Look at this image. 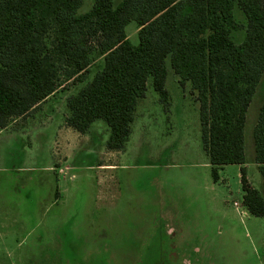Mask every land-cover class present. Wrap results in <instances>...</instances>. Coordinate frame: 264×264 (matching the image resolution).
Listing matches in <instances>:
<instances>
[{
  "label": "rangeland",
  "instance_id": "374dc122",
  "mask_svg": "<svg viewBox=\"0 0 264 264\" xmlns=\"http://www.w3.org/2000/svg\"><path fill=\"white\" fill-rule=\"evenodd\" d=\"M93 1L82 0L79 13ZM234 16L231 37L239 44L245 17L236 6ZM125 32L136 45V22ZM90 58L84 77H61L54 98L24 129L0 134V264H264V215L243 208L240 165H224L213 181L196 95L188 82L178 84L169 57V109L149 78L124 150L106 149L101 119L84 135L63 124L66 97L103 67L97 49ZM262 79L246 112L244 166L263 192L252 134ZM46 114L51 119L42 121Z\"/></svg>",
  "mask_w": 264,
  "mask_h": 264
},
{
  "label": "trees",
  "instance_id": "16d2710c",
  "mask_svg": "<svg viewBox=\"0 0 264 264\" xmlns=\"http://www.w3.org/2000/svg\"><path fill=\"white\" fill-rule=\"evenodd\" d=\"M0 0V131L25 119L60 86L61 77L80 81L97 49L103 67L66 97L64 124L87 134L101 119L108 126L107 150L129 140L146 82L165 109L166 58L181 87L188 82L199 104L201 144L213 181L227 164L240 165L242 204L264 215V102L253 128L254 161L263 192L247 179L246 112L264 72V0ZM245 17L236 44L234 7ZM137 25L133 45L125 27Z\"/></svg>",
  "mask_w": 264,
  "mask_h": 264
},
{
  "label": "crops",
  "instance_id": "0c3cea01",
  "mask_svg": "<svg viewBox=\"0 0 264 264\" xmlns=\"http://www.w3.org/2000/svg\"><path fill=\"white\" fill-rule=\"evenodd\" d=\"M264 73V72H263ZM262 77H263V74H262V76H261V79H260V82H262L263 81V79H262ZM262 80V81H261ZM259 82V83H260ZM261 84V83H260ZM55 95V94H54ZM54 95H52V96H50V97H48L36 110H34V111H32V113L28 116V117H26V120L22 123L23 124V126H17L16 128H11V125L14 123V122H16V120H18V118H16V119H14L5 129H3V130H1L0 131V134L2 133V132H7V133H13V132H15L17 129H24L25 128V126L27 125V123L30 121V120H33L34 118H35V116H36V114H38V113H40V112H43L44 111V109H45V105L52 99V98H54ZM45 117L44 118H41V120L42 121H44V120H48V119H51V116L49 115V114H46V115H44ZM64 116H65V112H64V114H63V124H64ZM42 125L43 126H45L44 125V123L42 122ZM68 128H70V127H68ZM222 168H223V166L221 167V169H219V170H222ZM51 169V168H50ZM218 175H219V173H218ZM220 178V177H219ZM218 181H219V179H218ZM237 202H235V205H236V207H237ZM243 205V204H242ZM240 206H238L237 208H239ZM243 208L245 209V212H246V214H250L249 212H248V210L243 206Z\"/></svg>",
  "mask_w": 264,
  "mask_h": 264
}]
</instances>
